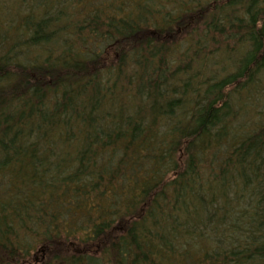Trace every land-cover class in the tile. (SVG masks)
<instances>
[{"label":"trees","instance_id":"1","mask_svg":"<svg viewBox=\"0 0 264 264\" xmlns=\"http://www.w3.org/2000/svg\"><path fill=\"white\" fill-rule=\"evenodd\" d=\"M0 264H264V0H0Z\"/></svg>","mask_w":264,"mask_h":264}]
</instances>
